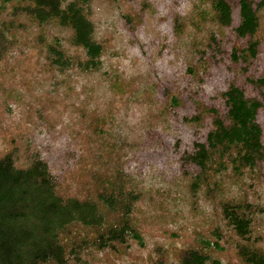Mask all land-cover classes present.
I'll return each mask as SVG.
<instances>
[{"label":"rangeland","instance_id":"rangeland-1","mask_svg":"<svg viewBox=\"0 0 264 264\" xmlns=\"http://www.w3.org/2000/svg\"><path fill=\"white\" fill-rule=\"evenodd\" d=\"M26 2L0 0V159L10 155L19 169L40 159L58 207H96L95 219L61 222V248L40 264H181L188 250L206 264H246L240 246L264 255V160L235 168L234 153L220 149L203 166L188 159L214 112L226 114L222 95L231 85L261 98L264 147V86L261 97L249 83L264 82V4L252 37L257 54L244 61L234 5L222 27L206 0L78 2L102 46L91 69L73 30L15 11ZM51 48L69 68L52 63ZM231 209L250 220L245 237L230 225ZM111 228L124 238L102 248Z\"/></svg>","mask_w":264,"mask_h":264},{"label":"trees","instance_id":"trees-1","mask_svg":"<svg viewBox=\"0 0 264 264\" xmlns=\"http://www.w3.org/2000/svg\"><path fill=\"white\" fill-rule=\"evenodd\" d=\"M26 4L15 9L36 19L40 23L56 19L61 26H67L74 32L73 40L86 55L85 68L96 69L102 53V46L93 39V25L83 12L80 4L89 0H26ZM211 3L217 23L229 27L232 23L233 5L239 12V24L235 34L245 40L247 46L242 50L244 61L255 58L258 43L252 40L258 29L257 11L264 4L263 0H206ZM80 2V4L78 3ZM3 36H0V50ZM52 63L65 70L70 61L63 54L49 49ZM233 59L236 60L233 55ZM259 89L262 97V80H249ZM226 114L214 112L212 128L207 133L205 142L196 143V151L188 159L198 166H203L204 158L210 149H220L232 156L235 168H256L264 160V147L261 142L262 130L257 122L258 111L262 108L261 98L248 97L241 87L231 85L223 93ZM237 164V165H236ZM54 180L46 164L35 159L26 169L16 168L13 159L7 155L0 159V264H40L46 262L61 248L56 239V229L63 220L70 218L95 219V204L90 202H69L58 207L52 195ZM100 198L110 207L114 205L113 196L101 195ZM129 209L127 208V211ZM226 217L240 237L249 233L250 220L238 212L226 210ZM107 239L100 243L123 240L122 231L115 228L106 233ZM103 237H99L100 241ZM239 255L246 264H264V255L257 249L240 246ZM206 257L195 250L185 251L181 264H206ZM58 264H63L61 261Z\"/></svg>","mask_w":264,"mask_h":264}]
</instances>
